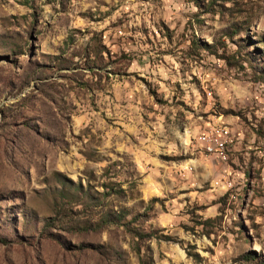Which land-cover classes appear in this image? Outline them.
Wrapping results in <instances>:
<instances>
[{"label": "rangeland", "instance_id": "obj_1", "mask_svg": "<svg viewBox=\"0 0 264 264\" xmlns=\"http://www.w3.org/2000/svg\"><path fill=\"white\" fill-rule=\"evenodd\" d=\"M0 264H264V0H0Z\"/></svg>", "mask_w": 264, "mask_h": 264}, {"label": "built area", "instance_id": "obj_2", "mask_svg": "<svg viewBox=\"0 0 264 264\" xmlns=\"http://www.w3.org/2000/svg\"><path fill=\"white\" fill-rule=\"evenodd\" d=\"M227 127L213 125L207 132L201 133L196 138L197 147L208 156L224 158L230 140Z\"/></svg>", "mask_w": 264, "mask_h": 264}]
</instances>
